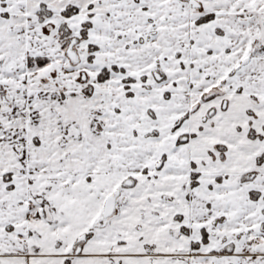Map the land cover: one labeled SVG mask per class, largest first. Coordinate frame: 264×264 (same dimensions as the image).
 <instances>
[{
	"label": "snow or ice",
	"instance_id": "1",
	"mask_svg": "<svg viewBox=\"0 0 264 264\" xmlns=\"http://www.w3.org/2000/svg\"><path fill=\"white\" fill-rule=\"evenodd\" d=\"M0 264H264V0H0Z\"/></svg>",
	"mask_w": 264,
	"mask_h": 264
}]
</instances>
